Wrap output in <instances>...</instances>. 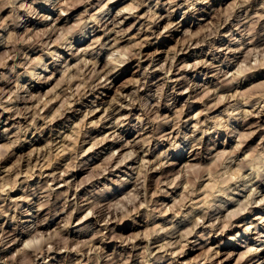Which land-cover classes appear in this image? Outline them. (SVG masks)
Returning a JSON list of instances; mask_svg holds the SVG:
<instances>
[{
  "label": "clouds",
  "instance_id": "clouds-1",
  "mask_svg": "<svg viewBox=\"0 0 264 264\" xmlns=\"http://www.w3.org/2000/svg\"><path fill=\"white\" fill-rule=\"evenodd\" d=\"M0 264H264V0H0Z\"/></svg>",
  "mask_w": 264,
  "mask_h": 264
}]
</instances>
